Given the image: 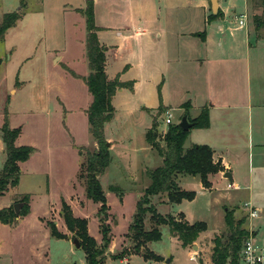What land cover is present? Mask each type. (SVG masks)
Masks as SVG:
<instances>
[{"label":"rangeland","instance_id":"rangeland-1","mask_svg":"<svg viewBox=\"0 0 264 264\" xmlns=\"http://www.w3.org/2000/svg\"><path fill=\"white\" fill-rule=\"evenodd\" d=\"M78 1L0 0V19L5 12L14 9L24 11L16 24L0 39V168L6 156L1 137V124L6 118L10 127L20 126L21 132L16 143L35 147L27 159L20 161L19 183L14 190L31 193V210L12 224L0 221V264H85L84 249L74 240L52 235L47 225V220L52 221L66 237L77 238L67 229L60 215L63 200L71 205L75 215L87 219V231L96 242L100 244L103 241L100 229L101 202L86 197L84 180L80 177L85 146L91 149L97 146L85 111L92 100L82 78L87 71L84 43L86 27L77 7L70 8V5H78ZM124 1L99 0L96 9L100 21L116 23L122 9L129 8L128 2ZM137 1V7L140 5L141 8L150 7L152 2ZM170 1L174 0H160L162 10L159 21L156 25H150L147 32L139 36V40L135 36L122 39L112 28H103L100 32L103 41L120 45L109 65V73H114L129 62L127 78H139L135 89L118 91L114 99L116 116L106 130L113 136H127L131 141L128 139L125 144L127 147L120 146L114 150L118 166L108 168L99 177L109 205L106 221L110 231V242L102 264H213L211 254L214 237L222 235L224 239L229 233L224 222L222 203L233 189L226 187L225 183H217L209 191L208 187H203L198 174L189 173L178 178L182 188L193 190L194 196L173 203L171 208L182 211L189 220L206 221V230L192 243L195 246L198 244L200 249L194 248L192 244L183 247L177 237L172 238L176 235H172L168 226L161 224V238L140 246L142 251L151 250L159 255L157 259L148 258L140 252H134L135 241L127 235L138 197L150 182L148 173L142 171L143 166L149 170L162 163L157 149L143 143L145 129L150 125L151 118L140 107L142 104L153 106L161 101L170 106L168 111L172 113L173 123L178 122L185 113L179 105L193 96L196 86L193 74L198 66L191 59V54H196L200 47L196 35L205 28L204 11L188 13L183 10L177 13L170 7ZM220 2L223 6L233 7L231 16H228V22L233 26L237 15L246 12L252 43L256 44L259 40L264 42V24L257 25L253 19L254 14H259L261 18L263 16L260 0H249L250 9L244 0ZM133 3L135 5V0ZM108 6H113L116 13H110ZM220 16L211 19L215 28ZM82 21L83 25L80 26ZM157 30L162 32L161 39L164 41L159 40V45L155 42ZM177 31L184 43L193 45L191 52L188 48L189 52L185 49V53L180 51L178 54ZM165 45H169V59L165 56L166 68L161 59ZM55 53L61 55L60 58L52 57ZM163 109L165 111L161 112L156 108L147 110L157 119L156 139L161 143L162 135L168 128L164 121L167 108L164 106ZM192 128L191 139H195L197 129ZM253 167L256 174L264 171V167H256V162ZM247 168L245 165L242 171ZM136 180L137 185L134 186ZM112 185L116 186L115 190L111 188ZM255 188L256 194L252 198L243 193L229 207H233L236 219L245 218L242 225L247 227V210L243 203L251 199L260 210V215L251 219L257 228L255 238L264 242V181L256 182ZM14 191L0 195V208L10 203L11 192ZM161 199L162 196L155 194L152 202L157 211L167 214L168 206ZM57 218L58 222L55 221ZM152 223L151 213H147L145 228H150ZM122 254L128 257V261L120 262Z\"/></svg>","mask_w":264,"mask_h":264},{"label":"crops","instance_id":"crops-1","mask_svg":"<svg viewBox=\"0 0 264 264\" xmlns=\"http://www.w3.org/2000/svg\"><path fill=\"white\" fill-rule=\"evenodd\" d=\"M86 1L87 0H79L78 5H73V7L70 5V8L75 9L77 7L76 9L81 12L80 14L81 16L83 15L84 18V26L85 15L81 9L85 6ZM126 1L129 4V8L127 5V10L122 9V13H120L116 23H114V21L112 23H103L100 21V14H98V10L96 9L99 0H93L94 20L96 26L99 27L97 30L98 40L105 45L106 74L110 78H114L115 75H119L121 80L133 81L132 87L123 86L116 90L112 97L113 105L118 91H122L125 88L128 90H133V88L135 89L139 83V78H127L128 70L126 69H128L130 66L129 62L123 64L122 67L114 73H109V65L113 62L114 56L117 55L120 45L118 43L113 44L103 41L100 37V32L103 28H112L115 29L117 35L122 39L135 36V38L139 40V36L142 33H146L148 28H150V25H156L157 20L159 21L160 19V10H162V7L159 6L160 0H152L150 7L148 8H141L140 5L137 7V0H135V5L134 3L132 4L133 0H125L124 2ZM218 1L222 13L220 14L221 16L219 18V24L216 26V28L215 25H213V22H211L213 21L211 20L212 18H209L208 16L210 13V6H208L209 0H174L170 1V7H172L177 13L183 10H187L188 13H190L189 11H204L205 28L201 30L198 35H196V38L200 40V47L196 51V54L193 56L191 54V59H194L196 61V65L198 66L196 72L193 74L194 81L196 80L194 94L186 101L180 103L179 106L184 112L187 108L191 117H196L199 115L204 106H206L209 110V124L205 127H195L197 129V131L194 133V135L197 137L195 139H191V133L193 130L192 127H194L191 126L184 144L185 147L191 146L194 143H207L210 145L213 152V160H220L224 167L223 170L208 174L210 185L204 186L203 183L202 185L204 188L208 187L209 191L214 189L215 184L217 183H225L226 187L232 188L233 192L228 193V198L222 203L223 205L229 206V204H233V201H235L236 198H238L243 193L244 195H247L248 198H252L256 194L255 183L257 182L258 184L264 181V171L256 174L255 168L253 167L254 162H256V167H264V42L259 40L256 41V44L252 43L250 39V27H247V17L245 24L240 25L238 22V19L242 13L237 15L236 24L234 26L231 25L228 22V16H231L233 7L228 5L223 6L220 2L221 0ZM227 1L228 0H226V2ZM244 4L250 9L249 0H244ZM112 7L113 6L109 8L108 6L110 13H116ZM257 12L259 13L260 11ZM82 25L83 21L80 22V26ZM239 29H244V31L238 32ZM191 32L194 33L196 31ZM156 35L158 38L155 42L157 45H159V40H162V32L157 30ZM177 39L179 41L176 50L178 54L180 51L185 53V49H187V52H191L193 45L188 42L184 43L182 41V35L178 33V31ZM147 40L149 41L150 38H147ZM162 42L164 41L162 40ZM186 43H188V45L184 46ZM135 52L140 53L139 51ZM168 53L169 45H165L162 54L163 57L161 58L163 59L164 68L167 67L165 56L168 57ZM54 56L55 58H60L61 55H56L55 53L52 55V57ZM86 61L87 71L84 73V75L89 71L87 58ZM184 102H187V105L183 106L182 104ZM158 104H154L153 106L142 104L140 107V109L146 111L150 115L151 123L154 116L148 111H152L158 106ZM163 105L167 108V110L170 109V106L166 103H163ZM116 112L117 111H115L114 117L104 125L105 136L110 145L111 152V160L109 162L110 164L106 167L104 172L107 171L108 168L110 169L111 167L118 166V162L114 158V150L116 148H120V146L127 147L125 144L128 143V139L131 141L127 136H113L112 134H108L106 132L108 129L107 127H109L111 122L114 120ZM151 123L146 127L145 133L147 129L150 128ZM145 133L143 143H146L149 148L154 149L151 144L146 141ZM188 139L190 140L187 145L186 142ZM143 146L145 149V145ZM159 156L161 157L162 161V156L160 154ZM245 165L248 166V168L245 171H242V168H244ZM143 167L144 168L142 171H145V174H147V166ZM228 171L229 176L225 175V173ZM182 174L185 173H177L176 175L180 186L181 184L178 177ZM258 177L261 179L260 181ZM149 183L150 182H148L147 185ZM136 185L137 180L134 186ZM16 187L17 185L9 186L4 192L14 191ZM22 193L23 192L21 191L11 192V201L7 205L16 203V200ZM29 194L31 199V193ZM223 198H225V195ZM161 200L165 205L168 206L169 210L167 213L177 214L178 218L180 213L184 216L182 211L174 209L172 210L171 208L173 203L178 201L170 202L168 201L167 197H162ZM31 202L32 199L30 200V210ZM24 215H19L15 221L19 220V218L23 217ZM184 217L189 222L194 221L189 220L186 216ZM55 221L58 222V218L55 219ZM256 233L257 228L255 227V234ZM173 237L175 238L177 236H172V238ZM65 238L70 241L73 240L72 237L65 236ZM177 241L180 243L179 239ZM192 246H194V244H192ZM183 247L187 248L189 246ZM195 247L200 249L198 244L194 246V248ZM126 261H128V257L122 256L120 262L123 263ZM83 263L84 262H81L79 264Z\"/></svg>","mask_w":264,"mask_h":264},{"label":"trees","instance_id":"trees-1","mask_svg":"<svg viewBox=\"0 0 264 264\" xmlns=\"http://www.w3.org/2000/svg\"><path fill=\"white\" fill-rule=\"evenodd\" d=\"M262 5V18L259 14H254L253 19L257 25L264 24V0H260ZM85 15L86 26V58L88 60L89 71L82 76L85 80L88 90L92 95V100L85 111L87 112L89 129L96 141L94 148L86 147L85 160L80 172V177L84 180L85 195L101 202L100 206V229L103 233L102 243H97L95 238L87 231V219L84 216L75 215L71 205L63 200L60 208V215L63 216L66 227L77 237L86 253L85 264H102L105 250L110 242L109 227L106 221L108 214V204L103 191L99 175L103 173L110 164L111 152L110 145L105 136L104 125L110 121L115 114V108L112 103V97L119 87H132L133 81L121 80L119 75L110 78L106 74V55L105 45L98 40V26L94 20L93 0H87L81 9ZM24 11L14 9V11L5 12L0 19V39L4 38L7 30L14 26ZM222 13L219 7L218 13H209V18L218 17ZM1 61V58H0ZM161 97V96H160ZM187 105V102L182 104ZM163 103L160 101L156 107L159 112L165 111ZM188 118L192 121L194 127H205L209 124V110L206 106L202 108L199 115L191 117L189 110ZM157 119L153 117L150 128L145 133L146 141L156 148L162 156V164L148 170L150 183L139 195L135 214L132 222L129 224V237L135 241L134 252H140L148 258H159L151 250L142 251L140 246L147 241H156L161 238L162 232L159 225L165 224L176 235L182 246L191 245L199 236L200 232L206 230V222L203 220L188 221L183 215L167 213L163 214L157 211L156 205L152 202L153 195H162L168 198V201H180L183 198L194 196L193 190L183 189L176 178L177 173L198 174L204 186L210 185L209 173L223 170L220 160H213V152L207 143H194L185 147L184 141L191 127L187 130L178 125V122L168 124L167 130L162 135L163 143L157 136ZM1 137L4 142L6 152L5 159L0 168V195L9 186L18 185L20 176L19 162L27 159L34 151L35 147L29 144H16L17 136L20 134V126L10 127L7 118L1 124ZM116 189L115 185L111 186ZM30 194L22 193L16 202H21L18 213L15 212L14 204L2 206L0 208V221L12 223L19 215H24L30 210ZM224 222L229 233L223 239L222 235L214 237L213 252L211 259L213 264H236L238 263L239 252L242 239L248 233V228L243 226L244 217L235 218L233 207L224 205ZM147 213H151L153 221L150 228H145L144 220ZM50 233L59 237H65L52 221L47 220ZM123 255V254H122ZM125 255V254H124ZM123 255V256H124ZM114 257H121L115 256Z\"/></svg>","mask_w":264,"mask_h":264},{"label":"built area","instance_id":"built-area-1","mask_svg":"<svg viewBox=\"0 0 264 264\" xmlns=\"http://www.w3.org/2000/svg\"><path fill=\"white\" fill-rule=\"evenodd\" d=\"M247 13L244 12L240 15L238 22L240 25L245 24ZM165 123L170 124L173 122L172 113L168 110L165 112ZM243 206L247 210L248 218V233L242 239L241 249L239 252L238 263L236 264H264V242L257 241L255 238V227L253 226L252 218L260 215V210L256 208L251 199L244 201ZM192 255V254H191ZM195 258L194 255H192Z\"/></svg>","mask_w":264,"mask_h":264},{"label":"water","instance_id":"water-1","mask_svg":"<svg viewBox=\"0 0 264 264\" xmlns=\"http://www.w3.org/2000/svg\"><path fill=\"white\" fill-rule=\"evenodd\" d=\"M209 6L211 7L212 13H214V14L218 13L219 7H220L218 0H209ZM178 125L185 130H187L189 127H191L192 121H190L188 118V112L184 113L181 116L180 120L178 121ZM225 175L229 176V171L227 173H225ZM20 205H21V202H19V201L14 203V209H15L16 213H18ZM73 240L78 246L80 245L78 238H74Z\"/></svg>","mask_w":264,"mask_h":264}]
</instances>
